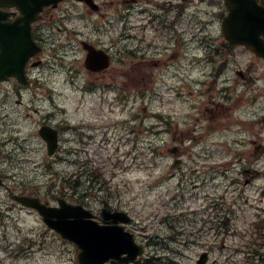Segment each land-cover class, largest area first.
Returning <instances> with one entry per match:
<instances>
[{
	"label": "clouds",
	"instance_id": "1",
	"mask_svg": "<svg viewBox=\"0 0 264 264\" xmlns=\"http://www.w3.org/2000/svg\"><path fill=\"white\" fill-rule=\"evenodd\" d=\"M92 2L101 4L103 19L86 7V0H57L59 7L51 21L35 13L37 18L27 20V25L29 29L31 21H40L36 33L45 49L44 63L32 67L27 77L23 66L24 80L30 81L26 87L10 79L17 75L0 79L7 81L0 83V264H76L75 251L44 221L68 234L67 225L77 217L65 215V205H69H53L52 195L62 179L95 172L101 162L106 181L90 188L84 177L77 193H87L84 206L98 210L106 203L112 210L122 208L140 220L147 218L150 228L167 244L161 255L168 264H196L202 244L215 264H255L252 250L264 254V245L252 242L253 222L257 217L264 222V148L251 159L248 154L253 141L264 143V62L242 49L233 50L225 57L212 96L223 112L213 123L201 111L214 70L202 41L215 46L221 25L226 34L228 0H168L171 7L166 14L156 6L164 0H138L126 20L119 18L117 0ZM254 3L264 9V0ZM13 7L21 10L19 3L0 0V9ZM141 9L148 11L141 15ZM151 14L164 15L171 29L142 28ZM25 19L23 12L13 23L9 13L0 10V25L19 20L23 26ZM153 27H157L155 35ZM176 35L182 41L180 48L173 39ZM260 40L264 41V33ZM81 41L112 57L114 70L102 83L94 82L85 70ZM169 50L181 55L168 61ZM158 57L161 64L149 78L135 74L138 61ZM237 71L245 78L237 79ZM225 88L228 97L222 91ZM42 125H47L43 133ZM132 127L139 131L132 134ZM170 127L188 133L179 144L178 157L166 151L172 143ZM54 130L60 131L58 150ZM42 136L56 156L48 155L49 145ZM174 159L183 162L178 170L172 168ZM245 171L251 173L248 184L241 182ZM196 184L199 188L193 187ZM29 191L39 197L24 201L31 207L13 203L12 194ZM181 191L184 200L178 198L173 206L168 198ZM209 200L219 203L223 214L232 210L228 232L210 234L209 229L216 231L210 223L215 213L202 211ZM161 206L173 218L170 225L160 223L165 214ZM78 209L89 214L84 207ZM87 216L83 215L82 222ZM135 227L139 230L142 225ZM193 238L197 243L190 242ZM221 240L223 248L218 246ZM84 253L85 248L81 264Z\"/></svg>",
	"mask_w": 264,
	"mask_h": 264
},
{
	"label": "water",
	"instance_id": "2",
	"mask_svg": "<svg viewBox=\"0 0 264 264\" xmlns=\"http://www.w3.org/2000/svg\"><path fill=\"white\" fill-rule=\"evenodd\" d=\"M14 2L20 4L21 10L26 13L28 19L31 13L39 12L42 9V5L57 3V0H14ZM228 7L231 10L229 9V17L226 18L224 23L227 37L236 43L259 41L262 44L263 41L260 40V34L264 33V9L256 8L254 0H228ZM245 11H248V14L244 13ZM8 32L7 26L0 25V79H5L8 75H17L22 79L24 63L27 57L32 54V51L30 48H27L28 44L26 43L19 47L16 54L14 52V45L10 46L11 44H9L6 38ZM247 35H254L255 38L251 39ZM86 47L90 52L87 58L88 67L98 70L109 64L105 59V62L101 59L105 55L102 50H96L89 45ZM256 50L261 52L259 46L256 47ZM101 52H103L102 56L97 55ZM90 64L91 66H89ZM47 142L49 152L53 153L48 140ZM19 199L23 203L26 200H36L29 197H20ZM64 204L66 203L61 202L62 208ZM81 207L65 205V215H74L77 217L76 222L74 221L72 224L67 225V235L58 228L55 229L61 232L64 237L75 241L80 246L82 251L79 257L83 254L85 248V253L82 256L84 264H104V262L112 257L123 258L125 260L135 259L144 252L145 247L137 244L133 235L125 231L122 227L101 226L98 222L87 219V217L82 222L83 215L91 216V214L83 213L82 210L78 209ZM124 253H127V255L122 257ZM205 259L206 256L199 261V264H203Z\"/></svg>",
	"mask_w": 264,
	"mask_h": 264
},
{
	"label": "rangeland",
	"instance_id": "3",
	"mask_svg": "<svg viewBox=\"0 0 264 264\" xmlns=\"http://www.w3.org/2000/svg\"><path fill=\"white\" fill-rule=\"evenodd\" d=\"M167 3H168V0H167ZM167 8H168V6H167ZM55 12H56V10L53 11V17H54ZM220 15L222 16V14H220ZM101 19H103V18H101ZM170 29H171V27H169L168 24H167V31H169ZM161 31H163V30H161ZM156 32H157V27H153V34L155 35ZM173 39L175 40V44H176L177 48L182 47V41L180 40V38H179L178 35L174 36ZM207 41L208 40H203L202 43L204 45H207ZM216 42H217V46H219V45H222L223 46L224 44H227L228 43L227 40L223 36L222 30H221V37ZM149 43H150V41H149ZM149 46H151V45L149 44ZM81 48H82V41H81ZM224 48H226V47H224ZM235 49H242V48H235ZM235 49H233V50H235ZM233 50H226V52L222 50V54H224L223 55V60H225V57L228 56V55H230ZM242 50H244V49H242ZM208 53L209 52H207V54ZM180 55H181V53L179 51L169 50V52L167 53V60L168 61L176 60V59H178V57ZM158 58H156V59H158ZM158 66H160V65H157L156 63L152 62V60L151 61L140 60V61L137 62L136 65H134V71H135V74L138 75V76H140L141 78H149L150 77V74H151V71L153 70V68L158 67ZM84 67H85V65H84ZM85 70L89 73V75L91 77H94L95 78L94 82H101L102 83L103 80H104L105 75L107 73L112 72L114 70V68H113V63H112L111 66L106 71L101 72V73H91V72H89L86 69V67H85ZM237 79H240V78L237 77ZM216 83L217 82H215V78L214 77H210L209 78V81L207 82L206 88L208 86L213 85V84H216ZM37 88H39V85H37ZM214 89H215V86L213 85V87L207 93H205V95L207 96V102L205 104L201 105V111H202V113L210 121H212L213 123L216 122L217 117L223 112V109H217V107L212 104V97L211 96H213L214 94H216V91ZM168 130H169V133H170V136H171L172 143H170L167 146L166 151H167V153L169 155H172L173 157H175L169 151V148L174 147V146H179V144L182 142L183 138L185 136H187L188 133H186V132H184L182 130L181 131H177L173 127H170ZM138 131H139V129L136 128V127H132L130 129V132L132 134H135ZM248 155H249V158L250 159L255 155L254 154V147H253V145H252L251 152ZM173 162H174V160H173ZM182 163L179 166L177 165L176 167H174L173 166V163H172V168L174 170H178V168L180 166H182ZM98 168L104 173V170H103L104 169L103 162H101V165ZM247 177H249L251 179V173L245 171L243 173V178H242V181H241L243 184H247L246 183ZM70 182H71L70 179L65 178V179H62L60 181V184L65 183L66 185H69V184H71ZM82 182L83 183L85 182L84 178L82 179ZM90 184H92V182L89 183L88 185H90ZM193 187L194 188H199V184L193 185ZM54 194L57 196V193L56 192ZM195 195H196V193H193V196H195ZM78 196H80V195H78ZM170 198H171V200H170ZM178 198L181 201H183L184 198H185V192L184 191L177 192V193L173 194L172 196H170L168 199L173 203V206H175ZM55 199H56V197H53L52 196V202H55ZM82 199L84 200V198H82ZM83 200L80 203L84 202ZM192 204H193L192 211H193V213H195L197 211V208H196V205H195V200L192 201ZM102 206H103V204L100 205V207H99L98 210H93V212L98 213L101 210V207ZM120 209H122V208H120ZM161 210L165 214L163 216H161L160 223L161 224L167 223V224L170 225L173 222V218L168 214V210L166 208H164L163 206H161ZM209 210H212V212L215 213V215L212 218V220L210 221V223L216 229V231H214V232H212L211 229H209L210 234L212 236H217V235H220L221 233L228 232L229 229H230V226L232 224V220H231L232 210L229 208L228 209V214H223L224 213V209L221 207V205L219 203H215V202H213L211 200L205 201L204 202V208L202 209V211H204V212H208ZM180 215L181 216H184V213L181 212ZM132 217H133V222H132L133 224L131 225V229L135 233L137 240L140 241L141 243H145V244L147 243L148 244V249H147V252H146L145 257L146 256L148 257L150 255L156 256V257H160V258H162L163 264H168L167 258L161 255V250L162 249H166L167 248V244L163 241V239L157 237L156 232L152 228H150V226H149L150 225V221L147 218H145L144 220H140L137 217H135L134 215H132ZM258 220H259V217H257V221L253 222V225H252V227H253V235H254V239L252 240L253 243L256 242L255 240H257L258 237H259V235H260V232L258 230V224H257L258 223ZM137 224H141L142 225V227L139 230H137L136 227H135ZM46 227L49 228L48 226H46ZM201 231H203V230L201 229ZM53 233H55V232H53ZM55 235L60 240H62L65 244L69 245L75 251V253H76V264H79L78 263V253H79L80 249L74 243L68 242V241L62 239L59 234L55 233ZM190 235L193 236V237H196L198 235V233H190ZM168 239H174V237H169ZM190 242L193 243V244H195V243H197V240L195 238H193ZM259 243L261 244V241ZM218 246L221 247V248H223L226 245H225L224 241L221 240ZM206 250L208 251V249L205 248V247H203V244H202L201 245V250H200V252L198 254V258L200 256V254L203 251H206ZM240 250L241 249H239V248L237 249V251H240ZM251 255L254 257L255 264H262L261 263V260L258 258V256L256 254H254L253 252H251ZM198 258H197V260H198ZM208 264H215L213 262V260L211 259V257H210V260H209Z\"/></svg>",
	"mask_w": 264,
	"mask_h": 264
},
{
	"label": "flooded vegetation",
	"instance_id": "4",
	"mask_svg": "<svg viewBox=\"0 0 264 264\" xmlns=\"http://www.w3.org/2000/svg\"><path fill=\"white\" fill-rule=\"evenodd\" d=\"M152 1V0H149V2ZM118 4H119V10H120V19L121 20H126L130 14L132 13L133 9L136 8V4L138 2V0H117ZM109 7H112V4L109 3L108 5ZM59 7V6H58ZM57 8H53V7H47L45 9V13H49L50 15V19L53 18V11L57 10ZM86 7L93 13H96L97 15H99L101 18H104L103 17V13H102V7H101V4L100 3H95V2H92L91 3V0H89V3L87 2L86 0ZM159 9L161 10V13L163 14H166L167 13V2L165 3H159ZM15 10V9H14ZM148 10L147 9H141L140 10V14L141 15H144L145 12H147ZM147 18H149V20H147ZM146 19H145V22L144 24L142 25V28H146L147 26H149L150 23H154L155 21L157 23H159L160 25L163 24L165 26V28H167V24L164 22V15H161V14H151L150 16H148ZM38 24L37 23H34L33 24V30H34V34L35 36L37 37V33H36V26ZM246 52L250 53L251 56L253 58H255L257 61H261V62H264V59L263 58H260L258 56H256L252 51H250L249 49H245ZM12 81L15 82V84L18 86V87H23L22 85H19L17 83V81L13 78H11ZM30 81H28L29 83ZM28 85V84H27ZM19 102V101H18ZM219 106V105H218ZM29 194H32L29 193ZM12 200H13V194H12ZM14 201V200H13ZM16 204L19 205V203L17 201H14ZM102 214H97L98 216V219L100 222L102 223H105V224H108V223H112V221H109V220H104L101 216ZM115 262L114 261H110L108 264H114Z\"/></svg>",
	"mask_w": 264,
	"mask_h": 264
},
{
	"label": "trees",
	"instance_id": "5",
	"mask_svg": "<svg viewBox=\"0 0 264 264\" xmlns=\"http://www.w3.org/2000/svg\"><path fill=\"white\" fill-rule=\"evenodd\" d=\"M149 263L154 264L151 259H148L146 264H149Z\"/></svg>",
	"mask_w": 264,
	"mask_h": 264
}]
</instances>
